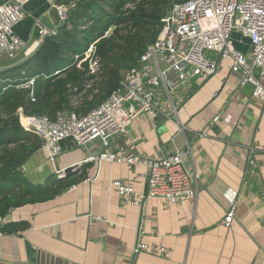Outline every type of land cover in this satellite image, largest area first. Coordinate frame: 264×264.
I'll list each match as a JSON object with an SVG mask.
<instances>
[{
  "label": "crops",
  "instance_id": "crops-1",
  "mask_svg": "<svg viewBox=\"0 0 264 264\" xmlns=\"http://www.w3.org/2000/svg\"><path fill=\"white\" fill-rule=\"evenodd\" d=\"M25 10L29 16L13 28L25 47L0 58V82L11 71L8 67L58 27L47 0H32ZM234 47L249 51L237 42ZM230 65L223 60L211 77H194L178 88L171 96L176 110L169 121L139 115L106 146L100 140L86 147L65 141L54 162L39 149L22 173L29 186H48V198L18 206L3 218V226L12 229L0 230V264H28L41 257L65 264H264V103L252 97V86L238 87ZM162 96L158 94L156 106L170 114ZM187 147L185 164L198 176L199 193L184 206L158 199L143 206L125 204L109 185L130 181L145 169L84 162L100 152L156 158ZM72 167L73 173L65 176ZM133 188L144 193L143 179ZM227 199L235 200L229 226L223 223ZM137 242L160 247L165 254L133 256Z\"/></svg>",
  "mask_w": 264,
  "mask_h": 264
},
{
  "label": "built area",
  "instance_id": "built-area-1",
  "mask_svg": "<svg viewBox=\"0 0 264 264\" xmlns=\"http://www.w3.org/2000/svg\"><path fill=\"white\" fill-rule=\"evenodd\" d=\"M31 1L0 0V58L25 47L13 28L29 16L25 7ZM47 1L57 14L58 27L45 35L55 36L63 27L72 29L69 13L77 0ZM126 9L133 10L134 3H128ZM236 42L247 45L249 51L244 53L236 49ZM95 44H90L85 53L90 57L88 63L92 73H97L100 67ZM204 53H213L216 61L205 57ZM223 60L231 61L229 75L238 78V87L252 86V97L264 103V0H187L175 3L161 19L157 39L146 47L135 65L122 74L118 87L99 105L86 113L78 112L76 106L81 95L77 94L70 100L71 104L75 98L76 104L60 110L53 118L26 115L22 108L18 109V116L23 130L40 140V150L47 151L49 160L54 162L62 153L61 144L65 141L76 147H86L100 140L106 146L108 139L124 133L139 115L145 114L150 120L169 121L176 110L171 96L178 88L191 78L205 80L211 77ZM35 81L33 77L14 86L18 90H27L31 103L35 102ZM85 88H89V84ZM159 93L171 106L170 114L157 108ZM183 129L179 126V132ZM247 154L251 158L253 150H248ZM189 155V147L184 152L176 151L156 158L100 152L84 162L102 161L123 164L129 170L135 166L145 169L144 174L130 181L114 180L109 185L108 189L125 204L143 206L147 200L158 199L184 206L195 201L199 193L198 176L189 172L185 164V157ZM139 179L145 183L144 193L134 191L133 184ZM226 203L223 223L229 226L234 219L235 200L227 199ZM2 226L3 218L0 217V228ZM138 236L141 238V231ZM132 254L162 258L165 250L137 242Z\"/></svg>",
  "mask_w": 264,
  "mask_h": 264
},
{
  "label": "trees",
  "instance_id": "trees-1",
  "mask_svg": "<svg viewBox=\"0 0 264 264\" xmlns=\"http://www.w3.org/2000/svg\"><path fill=\"white\" fill-rule=\"evenodd\" d=\"M184 1L77 0L69 13L72 29L60 28L44 40L32 59L4 74L7 77L0 82V217L49 195L48 186L31 187L23 177L24 164L40 149L41 142L23 130L18 109L26 115L53 118L60 110L71 108L70 100L77 94L81 95L78 112L96 107L157 39L160 21L172 5ZM128 3H134L133 10L126 9ZM109 29H113L111 34L105 36ZM94 42L100 60L97 73L89 69L90 57L85 54ZM33 77L35 102L31 103L28 91L14 86ZM11 229L0 228L7 233Z\"/></svg>",
  "mask_w": 264,
  "mask_h": 264
},
{
  "label": "water",
  "instance_id": "water-1",
  "mask_svg": "<svg viewBox=\"0 0 264 264\" xmlns=\"http://www.w3.org/2000/svg\"><path fill=\"white\" fill-rule=\"evenodd\" d=\"M49 37V35H45L41 42L39 43V45L36 47V49L30 53L25 59L19 61L18 63H16L13 66L8 67L6 70H13L15 68L21 67L23 66L26 62H28L30 59H32L34 57V55H36V53L39 51V49L41 48L44 40ZM74 167L72 168H68L67 170H65L64 175L65 176H69L73 173L74 171ZM28 264H65L64 262H61L60 260H53V259H43L42 257L40 259H36L34 262H29Z\"/></svg>",
  "mask_w": 264,
  "mask_h": 264
},
{
  "label": "rangeland",
  "instance_id": "rangeland-1",
  "mask_svg": "<svg viewBox=\"0 0 264 264\" xmlns=\"http://www.w3.org/2000/svg\"><path fill=\"white\" fill-rule=\"evenodd\" d=\"M77 4V2H75L73 5H76ZM112 30L113 29H111L110 31H109V33L111 34V32H112ZM210 54H213V53H204V56L205 57H208V58H211L210 57ZM7 63H8V61H7ZM178 91V90H177ZM177 91L175 92V94H177ZM73 106L76 104V100H75V98L72 100V103H71ZM10 149V148H9Z\"/></svg>",
  "mask_w": 264,
  "mask_h": 264
}]
</instances>
